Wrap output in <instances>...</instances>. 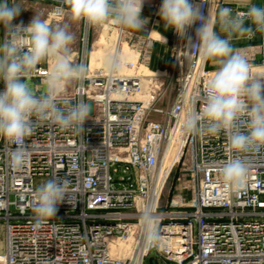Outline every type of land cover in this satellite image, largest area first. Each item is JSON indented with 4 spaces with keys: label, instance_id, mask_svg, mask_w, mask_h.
Returning <instances> with one entry per match:
<instances>
[{
    "label": "built area",
    "instance_id": "obj_1",
    "mask_svg": "<svg viewBox=\"0 0 264 264\" xmlns=\"http://www.w3.org/2000/svg\"><path fill=\"white\" fill-rule=\"evenodd\" d=\"M48 1L51 20L69 12L63 0ZM190 2L207 17L215 15L220 1ZM197 27L199 22L184 38L175 33L177 89L173 104L158 111L163 119H148L161 92L159 79L136 72L150 65L153 39L132 34L128 46L138 55L134 67L126 63L132 73H103L85 62L84 78L63 94L73 104L90 106L83 131L33 118L26 158L15 170L7 164L15 146L0 138V264H137L140 252L141 264H149L150 256L158 264H264V149L251 156L249 180L236 191L221 183L220 169L229 156L224 133L212 137L184 129L186 116L205 102L206 82L216 71L200 55ZM242 55L252 76L264 78L253 72L264 63L254 66V54ZM47 72L42 63L31 79L46 78ZM180 165L191 175L193 197L175 196L163 204L167 182ZM54 176L70 182L69 195L55 218L34 230V193ZM145 207L158 217L161 239L152 248L145 246L141 230Z\"/></svg>",
    "mask_w": 264,
    "mask_h": 264
},
{
    "label": "clouds",
    "instance_id": "obj_2",
    "mask_svg": "<svg viewBox=\"0 0 264 264\" xmlns=\"http://www.w3.org/2000/svg\"><path fill=\"white\" fill-rule=\"evenodd\" d=\"M63 2L72 20L93 28L110 22L139 31L148 23L141 15L144 0ZM243 7L246 10L236 12L230 7H219L214 16L205 17L201 6L190 0H162L158 12L164 28L174 30L181 38L199 22L196 41L200 55L211 61L216 71L206 82L205 102L199 111L193 110L186 116L184 129L212 137L224 133L229 156L220 169L221 183L236 191L249 180L251 156L264 149V78L253 77L246 57L232 46L234 36L251 38L256 32L264 33V6L247 0ZM22 9L14 0H0V26L6 35L0 42V82L4 84L0 91V138L15 146L7 152L8 167L13 170L20 168L26 158L25 141L33 133V118L36 122L83 131L91 112L88 104H73L63 98L66 87L83 79L87 72L85 65L73 62V33L67 25L53 27L37 15L27 25H14L13 20ZM246 21L251 25L245 26ZM187 38L192 42L190 36ZM163 39L166 43V37ZM45 62L49 70L43 90L37 94L31 77ZM124 63L118 52L110 55L109 72H121ZM69 184L67 179L54 176L37 188L32 207L34 230L55 218L57 206L69 195ZM157 221L150 207L142 210L140 224L147 248L156 246L161 239ZM42 264L51 261L44 260Z\"/></svg>",
    "mask_w": 264,
    "mask_h": 264
},
{
    "label": "rangeland",
    "instance_id": "obj_3",
    "mask_svg": "<svg viewBox=\"0 0 264 264\" xmlns=\"http://www.w3.org/2000/svg\"><path fill=\"white\" fill-rule=\"evenodd\" d=\"M16 4H18L21 8H23L14 20L13 23L27 25L31 21L34 15H37L43 19H46L48 23L53 26H64L67 25L70 32L74 35V41L71 44L72 49V57L73 62L76 64H82L87 62L90 63L89 59V50L98 49L101 47L99 42L101 41L102 33L107 30V32L113 33L121 31L122 33V41L129 45L130 38L132 34H148L153 39V49L157 46L162 47L169 56H165V61H167L168 66L163 68L155 69L153 68V61L150 63L148 67H140V70L136 71L139 73H143L147 75L146 79L151 77H157L159 79V84L161 85V92L159 96H157L155 100V104L153 110L150 112L148 119L149 120H161L163 119V115L159 113L160 110H167L175 99V93L177 89V81L174 75V61H173V43L175 31L172 29H165L163 22L161 21L160 16L158 15L159 8L162 4V0H144L143 9H142V17L148 19V23L144 26L143 30H132L125 27H121L118 25H113L108 22L100 27H90L89 32V44L85 46V37L87 24L83 21H74L70 18L69 12L66 13L65 17L59 21L51 20L50 15L52 11V3L48 0H14ZM163 36L166 37V43L163 39ZM4 40L3 38V28H1L0 32V42ZM129 47V46H128ZM132 49V47H129ZM86 50L88 57L84 58V51ZM133 50V49H132ZM244 53V52H243ZM254 66L260 64L261 62L254 54L253 56ZM108 56L105 57L104 62L100 66H93V69H99L103 71V73L108 72ZM44 66L47 70H49V66L47 62L44 63ZM43 79L32 78L31 83L37 94H39L43 90ZM79 80L73 81L66 87L64 94L72 93ZM189 164V162H187ZM185 165H180L174 169L172 172L166 188L163 193V204L169 201L172 197L175 196H184L187 199L193 197V184L192 178L189 172L185 169ZM3 241L4 235L0 234V253H3ZM148 261V260H147Z\"/></svg>",
    "mask_w": 264,
    "mask_h": 264
},
{
    "label": "crops",
    "instance_id": "obj_4",
    "mask_svg": "<svg viewBox=\"0 0 264 264\" xmlns=\"http://www.w3.org/2000/svg\"><path fill=\"white\" fill-rule=\"evenodd\" d=\"M219 7H230L233 9V12L236 9H245L243 5L247 2V0H219ZM251 3L256 4L258 6H264V0H251ZM216 10V12H217ZM215 12V14H216ZM251 23L245 22V26H250ZM2 26H0L1 32ZM219 31V29H217ZM148 35V34H145ZM222 35V34H221ZM3 38H4V29H3ZM232 46L234 49L239 50L240 54L244 53L255 54V56L264 63V33L256 32L255 35L249 38L247 35L244 36H234L232 39ZM169 56L162 47H155L152 51V58L150 63L153 61V68H163L168 66V62L165 61V56ZM209 66L211 69H216V66L209 61ZM253 72L257 75L264 74V66H255Z\"/></svg>",
    "mask_w": 264,
    "mask_h": 264
},
{
    "label": "bare ground",
    "instance_id": "obj_5",
    "mask_svg": "<svg viewBox=\"0 0 264 264\" xmlns=\"http://www.w3.org/2000/svg\"><path fill=\"white\" fill-rule=\"evenodd\" d=\"M214 16V14H212ZM89 44V31L88 28L86 30V37H85V46L87 49V46ZM99 45L101 47L100 50L98 49H92L89 50V59L91 63V67L93 66H100L104 62V59L106 56H108V59L110 55H113L115 53H119L125 60V63L122 68V73H132L133 69L128 68L126 66V63H131L132 67H134L135 63L137 62L138 55L135 51H133L131 48L127 46L125 42L122 41V33L121 31H116L113 33L107 32L105 30L102 33L101 41L99 42ZM88 57V54L86 50L84 51V58ZM147 76V75H146ZM130 247H126L123 249L125 254H128ZM112 250L114 252L118 251L117 247L112 246ZM3 254L0 253V260L2 259ZM137 264H141V257L142 253L140 252L137 256Z\"/></svg>",
    "mask_w": 264,
    "mask_h": 264
},
{
    "label": "water",
    "instance_id": "obj_6",
    "mask_svg": "<svg viewBox=\"0 0 264 264\" xmlns=\"http://www.w3.org/2000/svg\"><path fill=\"white\" fill-rule=\"evenodd\" d=\"M149 264H158L155 256H150L148 259Z\"/></svg>",
    "mask_w": 264,
    "mask_h": 264
}]
</instances>
